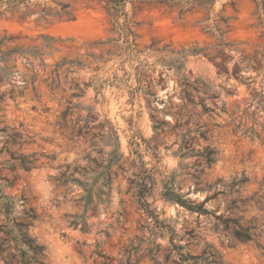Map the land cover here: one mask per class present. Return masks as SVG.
Returning a JSON list of instances; mask_svg holds the SVG:
<instances>
[{"label": "rangeland", "instance_id": "1", "mask_svg": "<svg viewBox=\"0 0 264 264\" xmlns=\"http://www.w3.org/2000/svg\"><path fill=\"white\" fill-rule=\"evenodd\" d=\"M47 2L72 18L42 6L0 17V51L23 52L0 63V264H22L20 233L42 248L34 264H264V0H221L211 15L128 3L135 54L107 0ZM64 60L82 67L51 88ZM116 138L110 184L89 193ZM174 194L209 199L210 213Z\"/></svg>", "mask_w": 264, "mask_h": 264}, {"label": "trees", "instance_id": "2", "mask_svg": "<svg viewBox=\"0 0 264 264\" xmlns=\"http://www.w3.org/2000/svg\"><path fill=\"white\" fill-rule=\"evenodd\" d=\"M108 3V12L109 15L112 17V21L114 24V27L116 30H118L121 33V39L124 40V49L125 51H128L129 53L135 54V38L134 32L132 31V23L129 18V14L127 12V5L128 3L134 2V1H145V2H156L161 4H170L174 6L181 7L180 14L184 15L187 13H192L195 10L198 9H204L206 10L209 15H211L213 12H215V6L218 1L221 0H107ZM229 4L234 5V0H227ZM258 7L262 5V0H254ZM36 6H42L43 9L41 11V16L44 18H48L50 16L52 17H58L62 18L64 16L68 17L69 19L72 18V11L70 10L71 5L70 4H59V9L56 11H53L54 9L48 4L47 0H0V17L9 15L13 12H19L22 10H31L32 8ZM218 20L223 23H227L228 18L219 17ZM211 29L209 25L206 26L205 30ZM4 41H0V47L3 45ZM62 42V41H61ZM50 46V45H49ZM15 54H23V52L18 48H13L10 50H7L6 52L0 51V63L5 62L8 57H11ZM66 64H69L70 67L67 69V72L71 70L73 66H80L82 67V64L80 62L76 61H66L59 63L56 65L55 70L53 71L54 79L50 82L49 86L51 88H56L58 85L56 83V78H59L58 71L59 69L63 68ZM94 86V83H92ZM75 92L73 93V97H80L84 94L83 88L78 84L73 85ZM97 93H100L99 88H95ZM79 107L78 104L72 105L69 104L66 111L63 113L62 117L63 119H66L67 116L71 115L73 112V109H77ZM91 117V116H90ZM93 118V117H92ZM116 144L117 146L115 149L109 154L111 156V160L108 162V165L104 168V171L99 174L96 178L93 179V183L91 184V189L88 191L89 193L92 192V189L97 186L98 180H102V184L100 186V191H102L99 194H103V188L108 187L111 181V166L117 165L121 158L122 154L118 153V139L116 138ZM214 151H210L209 154L206 156V164L207 166H211L214 162ZM23 167H27V162L25 159H21ZM145 196H142V198ZM171 201L179 204L181 207L195 213L199 214H209V209L205 208L206 203L209 201V199H206L201 204L197 205L194 201L190 199H186L185 196L174 194L171 199ZM148 205V204H147ZM149 206V205H148ZM235 225V234L236 237L241 241H253V235L252 230L254 227H244L239 225L237 222L234 221ZM23 227V225H20ZM19 232H22L20 230ZM12 233V232H10ZM21 241H18L21 245H24L27 247V249L23 250L21 249V257H22V264H34L35 257L38 256L42 250L41 247L34 244L32 240H30L26 233H20ZM7 245H9L8 242H6ZM179 248H182L181 246ZM32 253L30 256L29 253ZM216 264L215 261H209L207 258H203L202 256H189L187 254H181V264Z\"/></svg>", "mask_w": 264, "mask_h": 264}, {"label": "bare ground", "instance_id": "3", "mask_svg": "<svg viewBox=\"0 0 264 264\" xmlns=\"http://www.w3.org/2000/svg\"><path fill=\"white\" fill-rule=\"evenodd\" d=\"M58 249L61 251L62 247H58Z\"/></svg>", "mask_w": 264, "mask_h": 264}]
</instances>
